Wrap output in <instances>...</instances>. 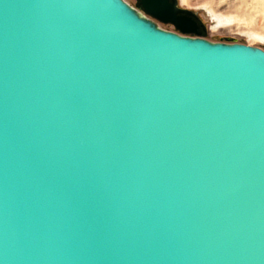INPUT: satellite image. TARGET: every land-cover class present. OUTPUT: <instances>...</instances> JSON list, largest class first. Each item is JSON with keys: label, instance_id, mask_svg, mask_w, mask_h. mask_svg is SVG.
Here are the masks:
<instances>
[{"label": "water", "instance_id": "water-1", "mask_svg": "<svg viewBox=\"0 0 264 264\" xmlns=\"http://www.w3.org/2000/svg\"><path fill=\"white\" fill-rule=\"evenodd\" d=\"M139 4L0 0V264H264V50Z\"/></svg>", "mask_w": 264, "mask_h": 264}, {"label": "rangeland", "instance_id": "rangeland-1", "mask_svg": "<svg viewBox=\"0 0 264 264\" xmlns=\"http://www.w3.org/2000/svg\"><path fill=\"white\" fill-rule=\"evenodd\" d=\"M126 1L139 9L138 0ZM178 3L195 13L204 26L200 35H190L214 42L244 43L264 50V0H178Z\"/></svg>", "mask_w": 264, "mask_h": 264}, {"label": "flooded vegetation", "instance_id": "flooded-vegetation-1", "mask_svg": "<svg viewBox=\"0 0 264 264\" xmlns=\"http://www.w3.org/2000/svg\"><path fill=\"white\" fill-rule=\"evenodd\" d=\"M137 7L139 9H141V11L146 14V12L140 6L139 2L137 3ZM146 15L149 16L150 18H152L154 21H156L162 28H163V26H169L170 25L172 28L168 29V30L179 32V30L174 25H172L171 23H165V22H163V21H161V20H159V19H157L151 15H148V14H146ZM179 15L183 16L184 14H179ZM190 18L195 22L196 34L200 35L202 33V30L204 29V26L200 23V21L198 20V18L196 16H191Z\"/></svg>", "mask_w": 264, "mask_h": 264}]
</instances>
